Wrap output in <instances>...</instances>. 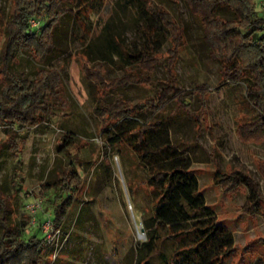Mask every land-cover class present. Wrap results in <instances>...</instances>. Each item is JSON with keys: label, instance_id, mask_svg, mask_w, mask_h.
<instances>
[{"label": "trees", "instance_id": "16d2710c", "mask_svg": "<svg viewBox=\"0 0 264 264\" xmlns=\"http://www.w3.org/2000/svg\"><path fill=\"white\" fill-rule=\"evenodd\" d=\"M90 1L10 0L6 8L0 7L4 25L0 48V158L4 151L19 157L26 144L25 131L51 124L62 112L67 115L71 102L62 72L53 61L70 56L60 49L58 34L69 17L83 24L92 9ZM125 2L137 5L145 14L138 27L139 45L111 31L107 35L119 56L114 63L127 73L111 78L106 62L88 58L83 62L86 79L95 93H101L96 96L95 110L102 122L100 138L104 145L94 174L103 171L111 180L113 166L106 162L111 148L118 144L128 146L147 168L144 183L150 187L152 216L143 222L145 241L141 242L135 264H153L157 246L164 242L172 243L174 250L171 255L159 253L163 264H224L223 258L235 247L234 236L219 223L200 192L192 170L195 145L178 125V117L189 113L194 102L199 104L197 118L201 123L210 88L204 84L188 92L179 86L173 69L186 44V35L173 14L153 0ZM184 2L199 22L209 58L220 65L221 85L243 84L245 97L256 112L253 119L238 124V138L245 144L264 145L262 7L254 0ZM32 20L39 25L33 26ZM160 65L171 80L156 96L136 103L119 92L130 86L152 85ZM137 70L143 76H137ZM108 91H113L112 96H106ZM75 139L71 132L62 135L60 153L69 149ZM258 171L264 180L263 163ZM237 173L220 178L219 183L245 186L249 191L247 213H259V184L250 176L239 178ZM81 185L80 174L61 171L53 185L42 186L40 195L49 203L51 212L40 217L41 226L51 218L65 238L72 225L84 223L83 207L76 215L73 212L74 206L82 202ZM16 192H7L0 185V264H44L47 248H54L41 233V226L38 231L28 232L31 216L25 207L28 215H15Z\"/></svg>", "mask_w": 264, "mask_h": 264}, {"label": "rangeland", "instance_id": "374dc122", "mask_svg": "<svg viewBox=\"0 0 264 264\" xmlns=\"http://www.w3.org/2000/svg\"><path fill=\"white\" fill-rule=\"evenodd\" d=\"M9 1L0 0V7L6 8ZM153 1L169 10L185 29L186 44L173 69L179 86L192 92L205 84L211 91L206 97L201 123L197 118L199 104L194 102L189 113L178 117V125L195 145L192 170L200 192L214 209L219 223L234 236L235 247L223 258L224 264H264V180L258 171L260 164H264V145L245 144L236 133L238 124L253 119L256 112L245 97L243 84L221 85L220 65L209 58L199 22L184 0ZM254 1L261 6V0ZM88 4L92 9L83 24L69 17L59 31L60 49L70 57L53 61L62 72L71 107L67 115L60 113L51 124L25 131L26 144L19 157L3 152L0 185L10 193L17 190L13 198L15 215H28L25 205L42 199L44 212L36 218L35 225L30 219L28 232H33L41 226L40 217L43 219L44 214L51 212L49 203L40 195L42 186L53 185L61 171L77 172L81 176L79 195L83 203L76 204L73 212L76 215L83 207L84 223L72 225L56 260L54 249L47 248L44 264H135L141 242L145 241L143 222L152 216L150 187L144 183L147 168L128 146L118 144L111 148L106 162L113 166L111 180L106 179L103 171L94 174L104 145L100 138L102 122L95 110L96 96L101 93H95L86 79L83 62L87 58L106 62L110 66L108 77L124 76L127 71L114 63L119 56L107 35L111 31L139 45L138 27L143 24L145 14L125 0H92ZM3 33L0 20V48ZM135 74L143 76L138 70ZM153 80L152 85L130 86L119 92L136 103L143 102L156 96L171 77L160 65ZM112 92L108 91L106 96H112ZM69 132L75 134V143L60 153L62 135ZM0 138H3L1 130ZM236 172L237 177L250 176L259 184L262 195L259 213H247L249 191L245 186L219 183L220 178ZM173 250L170 242L159 244L153 264H163L159 253L171 255Z\"/></svg>", "mask_w": 264, "mask_h": 264}, {"label": "built area", "instance_id": "2783aa9c", "mask_svg": "<svg viewBox=\"0 0 264 264\" xmlns=\"http://www.w3.org/2000/svg\"><path fill=\"white\" fill-rule=\"evenodd\" d=\"M261 7L264 12V0H261ZM31 24L33 26H38L39 22L32 20ZM25 209L28 212V214L31 216L32 219L31 223L35 225L37 223V219H36L37 215L39 214V212H43L44 210L42 199L37 198L27 203L25 205ZM41 229L44 235L46 236V240L48 244L54 248V252H55L54 260H56L59 252L61 251L65 243L61 231L53 226V222L51 218H48L44 221V223L41 226Z\"/></svg>", "mask_w": 264, "mask_h": 264}]
</instances>
